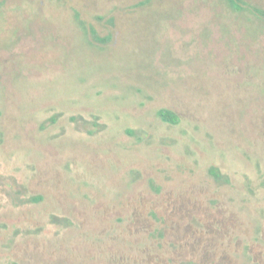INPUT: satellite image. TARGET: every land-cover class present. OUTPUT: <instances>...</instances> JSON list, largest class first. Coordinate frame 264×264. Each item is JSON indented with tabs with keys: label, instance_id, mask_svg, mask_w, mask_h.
Instances as JSON below:
<instances>
[{
	"label": "rangeland",
	"instance_id": "374dc122",
	"mask_svg": "<svg viewBox=\"0 0 264 264\" xmlns=\"http://www.w3.org/2000/svg\"><path fill=\"white\" fill-rule=\"evenodd\" d=\"M0 264H264V16L0 0Z\"/></svg>",
	"mask_w": 264,
	"mask_h": 264
},
{
	"label": "trees",
	"instance_id": "16d2710c",
	"mask_svg": "<svg viewBox=\"0 0 264 264\" xmlns=\"http://www.w3.org/2000/svg\"><path fill=\"white\" fill-rule=\"evenodd\" d=\"M230 6L235 10H243V9H250L254 11L259 16H264V10L257 8L255 6H245V2L243 0H228ZM95 32V31H94ZM94 38L96 40L103 41L104 38L100 37L98 34L94 33ZM159 116L162 118L163 121L168 122L170 124H178L181 121V118L178 113L175 111L168 109V108H162L158 111ZM211 173L215 175L216 178L222 177L220 173L217 172L216 168L211 169ZM42 200V196H33L31 198V201L39 202Z\"/></svg>",
	"mask_w": 264,
	"mask_h": 264
}]
</instances>
